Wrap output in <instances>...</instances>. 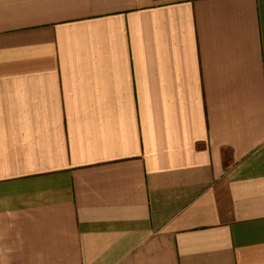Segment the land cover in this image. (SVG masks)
<instances>
[{
    "label": "crops",
    "instance_id": "crops-1",
    "mask_svg": "<svg viewBox=\"0 0 264 264\" xmlns=\"http://www.w3.org/2000/svg\"><path fill=\"white\" fill-rule=\"evenodd\" d=\"M0 264H264V0H0Z\"/></svg>",
    "mask_w": 264,
    "mask_h": 264
}]
</instances>
